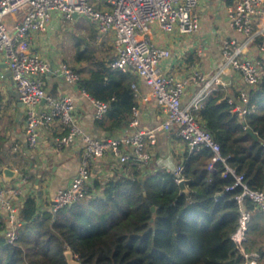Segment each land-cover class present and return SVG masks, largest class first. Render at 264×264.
<instances>
[{
    "label": "trees",
    "instance_id": "16d2710c",
    "mask_svg": "<svg viewBox=\"0 0 264 264\" xmlns=\"http://www.w3.org/2000/svg\"><path fill=\"white\" fill-rule=\"evenodd\" d=\"M129 78L102 66L79 82L84 93L108 103V111L97 120L106 131H117L136 106ZM247 92L253 110L243 119L217 90H210L191 114L219 144L226 164L243 174L250 188L261 189L264 80ZM182 165L187 193H179L173 173L145 177L132 164L131 176L103 186L92 180L86 198L56 212L38 213L35 199L26 198L18 239L9 244L0 237V264H68L67 250L80 264H244L231 238L239 219L234 198L239 189L226 190L233 177L222 175L224 164L213 161L208 147L186 154ZM245 204L253 210L249 200ZM3 227L0 221V231ZM245 249L251 251L247 241Z\"/></svg>",
    "mask_w": 264,
    "mask_h": 264
},
{
    "label": "built area",
    "instance_id": "2783aa9c",
    "mask_svg": "<svg viewBox=\"0 0 264 264\" xmlns=\"http://www.w3.org/2000/svg\"><path fill=\"white\" fill-rule=\"evenodd\" d=\"M200 0H0V56L7 65L18 98L25 106V134L31 148L37 145L39 132L54 123H59L64 132L57 138L58 146H67L76 138L82 140L81 156L76 174L66 188L56 191L50 211L71 205L86 198L92 186V163L111 151L120 164L145 165L151 158L150 147L155 144L154 130L138 128L133 114L128 121L136 130L119 137L96 138L84 133L75 118L73 99L68 96L52 97L46 94L41 76L51 69L49 63L30 48L28 37L32 32H44L54 14L67 20L74 14L86 17L99 36L112 33L115 36V58L110 67L125 73L136 74L147 85L157 104L164 110L162 130L177 127V135L188 146L190 152L208 147L213 152V161L222 162V175L232 176L234 181L226 187L231 191L239 189L235 200L239 208L238 227L231 238L244 256V264H254L255 253L247 252L250 222L254 210L264 214V187L250 188L243 174H238L226 164V157L220 154L219 144L202 123L191 114L189 106H183L181 99L189 82L202 83L201 92H209L220 83L219 73L224 69L237 72L248 88H254L264 80V59L248 57L245 53L252 45L264 54V0H227L226 10L229 26L243 35L242 40L225 38L220 46L223 57L219 72L207 78L201 72L193 71L185 78H176L160 71V62L171 56L170 50L151 42L150 27L157 24L165 33L193 34L198 30L197 7ZM18 15L21 20H12L8 27L3 24L7 16ZM58 75L69 84H78L80 75L66 63L57 69ZM2 69L0 68V78ZM131 88L136 91L135 84ZM93 107L96 120H101L109 109L106 102L84 93ZM233 112L240 119L252 112L247 90H241L235 97L226 98ZM43 104L41 110L36 107ZM264 146V143H263ZM183 165L174 170L177 183L183 177ZM8 191L0 188V221L4 223L0 237L9 244L18 239L21 225L14 206L6 199ZM9 192L16 194L15 188ZM249 200L253 210L245 201Z\"/></svg>",
    "mask_w": 264,
    "mask_h": 264
},
{
    "label": "crops",
    "instance_id": "0c3cea01",
    "mask_svg": "<svg viewBox=\"0 0 264 264\" xmlns=\"http://www.w3.org/2000/svg\"><path fill=\"white\" fill-rule=\"evenodd\" d=\"M227 3V0H200L197 7L199 26L193 34H179L176 31L165 33L157 24L150 27L148 37L151 42L169 49L171 53L169 58L160 62L161 72L176 78L188 77L195 70L207 78L219 72L218 68L222 66L223 60L220 51L222 41L228 37L243 39L242 34L229 26ZM10 17L13 20L20 18L18 15ZM57 23V20L53 18L44 32H32L28 37L30 48L38 52L51 66V69L41 76L46 94L52 97H71L75 106L76 121L83 132L100 139L119 137L136 130V127H130L128 124L134 111L138 120L137 127L146 131L154 130L156 141L150 147L149 162L139 166L140 175L146 177L160 171L174 173L176 166L182 164L185 155L191 152L177 135L176 126H172L167 131L160 128L165 119V112L157 104L150 88L136 74L123 72L130 77V88L132 84L136 86V91L131 88L134 92L136 106L124 125L114 132L106 131L97 124L93 107L81 90L80 83L69 84L58 75L57 69L61 62L68 64L78 72L80 82H84L91 71L102 66L110 70H118L109 65L115 58L114 34L99 36L91 23V31L87 40L91 39L93 45L98 46L95 51H99L98 57L94 58V55L90 54L89 45L79 46L78 44L84 43L81 41L76 47L79 55L77 54L78 57L75 55L72 59L75 62H68L63 59L62 55L60 56V51L55 44L49 41L52 33L57 30ZM81 47L82 50L79 51ZM245 54L248 57L264 59V54L260 53L254 45L250 46ZM0 68L2 69L0 78V166H8L19 172L18 177L10 180L9 183H6L0 175V188L8 191L6 199L14 206L18 217L28 197L35 199L38 213H41L44 210H50V203L56 191L68 187L76 174L82 140L78 137L67 146H58L57 138L64 132V128L56 122L40 130L38 142L34 148L28 146L25 134V106L23 109L17 106L18 94L13 87L10 75L7 74L8 68L1 56ZM218 76L220 83L213 86L212 90H217L224 98L233 97L239 91L249 89L241 76L229 68L221 71ZM201 87L200 82H189L181 99L182 105L189 106L191 111H196L208 94V92L200 94ZM42 108H44L43 104L36 107L38 111ZM131 165L120 164L117 157L108 151L92 163V180H97L103 186L108 180H115L121 176L129 177L131 176ZM13 188L17 190L16 194L9 192ZM98 190L101 191V189ZM258 217L264 220L263 213L254 211L253 218ZM253 218L251 222L255 221Z\"/></svg>",
    "mask_w": 264,
    "mask_h": 264
},
{
    "label": "rangeland",
    "instance_id": "374dc122",
    "mask_svg": "<svg viewBox=\"0 0 264 264\" xmlns=\"http://www.w3.org/2000/svg\"><path fill=\"white\" fill-rule=\"evenodd\" d=\"M53 16H55L53 18L57 20L59 28L57 26V30L52 33L53 35L50 36L49 41L59 49L60 56L62 55L64 60L75 62L72 59H74L75 55L78 57L77 54L79 55V53L76 52V47L81 41H84V43L78 44L79 46L84 47L83 45H89L90 54H93L94 58L98 57L99 51L95 52L98 46L93 45L94 43L91 39L90 41L87 40L92 24L86 17L79 16L76 19L67 20L57 13ZM12 20L10 16H7L3 19V24L8 27ZM19 20H21V17ZM82 47L79 51L82 50ZM247 244L250 247V252L257 255L254 264H264V220H260V217L251 222L248 230Z\"/></svg>",
    "mask_w": 264,
    "mask_h": 264
},
{
    "label": "water",
    "instance_id": "95a60500",
    "mask_svg": "<svg viewBox=\"0 0 264 264\" xmlns=\"http://www.w3.org/2000/svg\"><path fill=\"white\" fill-rule=\"evenodd\" d=\"M73 17H74V18H77L78 15L75 13ZM7 71H8L7 74L10 75L9 70H7ZM17 106H18L19 108H22V109H23V108H24V103L21 102V101L18 99V104H17ZM247 132L250 133V134H252L253 137L257 138V137H256V134L253 133L250 129H247ZM18 173H19V172H18L17 170H15V169H13V168H11V167H8V166H0V175H1L2 179H3L6 183H9L10 180H12V179L18 177ZM177 185H178L179 193H180V194H182V193H187V192H188V186H187V185H188V180H187V179L182 178L181 180H179V181L177 182ZM13 186H14V185H13ZM52 204H53V202H52ZM151 209H152V211H154V207H153V206L151 207ZM65 257H66V260H67V263H68V264H80L77 260H75V259L73 258L72 252H71L70 250H67V251L65 252Z\"/></svg>",
    "mask_w": 264,
    "mask_h": 264
}]
</instances>
